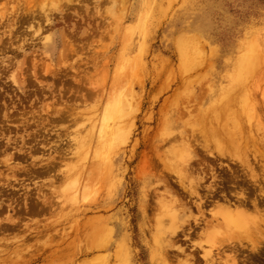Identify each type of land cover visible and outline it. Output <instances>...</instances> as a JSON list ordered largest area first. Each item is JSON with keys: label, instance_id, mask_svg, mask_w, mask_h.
Segmentation results:
<instances>
[{"label": "rangeland", "instance_id": "374dc122", "mask_svg": "<svg viewBox=\"0 0 264 264\" xmlns=\"http://www.w3.org/2000/svg\"><path fill=\"white\" fill-rule=\"evenodd\" d=\"M0 10V264H264V0Z\"/></svg>", "mask_w": 264, "mask_h": 264}, {"label": "bare ground", "instance_id": "6f19581e", "mask_svg": "<svg viewBox=\"0 0 264 264\" xmlns=\"http://www.w3.org/2000/svg\"><path fill=\"white\" fill-rule=\"evenodd\" d=\"M1 11V10H0ZM3 14V13H2ZM40 29V28H39ZM182 43V45H180ZM181 43H179V45L181 46V50H182V48H183V46H185L184 45V42H181ZM187 46H189V42H187ZM191 44V43H190ZM179 46V47H180ZM186 46V47H187ZM190 46H193L192 44L190 45ZM190 46H189V48H190ZM189 48H188V50H187V48H186V53H188V54H190L192 51H194V49L193 50H191L192 48H190V50H189ZM189 51V52H188ZM182 51H180V53H181ZM182 54V56H183V53H181ZM196 58V57H195ZM114 101V100H113ZM118 101L119 100H117V103H118ZM121 101V100H120ZM247 102V101H246ZM116 103V104H117ZM120 103V102H119ZM121 104H123L124 105V101H123V103H120V107H122V109H126V108H128L127 106L126 107H123ZM247 104V103H246ZM125 105H126V101H125ZM110 107V106H109ZM118 107V106H117ZM244 107H246L245 105H244ZM247 109V108H246ZM251 110V109H250ZM108 111V110H107ZM115 110H113V112H114ZM125 112V111H124ZM245 112H248V111H245ZM108 113V112H107ZM106 113V114H107ZM115 113H116V111H115ZM119 118H120V116H119ZM124 118V117H123ZM109 119V118H108ZM123 120V119H122ZM121 122V121H120ZM240 124V123H239ZM241 125V124H240ZM103 130V129H102ZM225 130H227V129H225ZM103 132V131H102ZM231 133H232V137L234 138V135L236 136V137H238L237 135L238 134H240V128L239 127H236V129L235 130H233V131H231ZM102 134V133H101ZM233 138H231L230 140H232ZM234 140V139H233ZM235 142H237V143H240V142H238V140L236 141H234L233 143H235ZM235 145V144H234ZM236 146V145H235ZM99 147V146H98ZM237 148H239V147H237ZM229 149V148H228ZM231 150V149H230ZM236 151H238V149L236 150ZM246 152V151H245ZM244 153V152H243ZM223 156H224V154H223ZM226 156V155H225ZM232 156V155H231ZM236 156H238V159L239 160H241V162L242 163H247L248 161H249V156L245 153V154H242V153H237L236 154ZM229 157V156H228ZM232 158H233V156H232ZM202 178H204V177H202ZM200 181H201V179H200ZM182 186H183V188L184 189H186V186H184V183H183V181H181V183H180ZM188 190V189H187ZM212 191V190H211ZM189 192V191H188ZM191 194L192 195H197V196H200L199 195V193L198 192H196L195 190H191ZM224 202V201H223ZM233 204V203H232ZM242 204V203H241ZM229 205H231V204H229ZM236 205V203H234V206ZM243 206V205H242ZM237 208V207H236ZM239 208H240V206H239ZM235 211V210H234ZM230 212V211H229ZM234 213H236V214H233V215H230V220L229 221H232L234 224L235 223H237V224H240L241 223V225L244 223V222H246V219H248L249 217H246L245 215L243 216V214H245L243 211H240V210H237V211H235ZM243 217H246L245 219H243ZM261 217V216H260ZM261 220V219H260ZM249 221H251V219H249ZM232 222H230V223H232ZM232 223V224H233ZM246 224V223H245ZM247 225V224H246ZM249 225H251L250 223H249ZM249 225H247V226H249ZM202 228V227H201ZM222 229H223V226L221 227ZM237 230V229H236ZM236 230H234V231H236ZM204 231V230H203ZM234 231H232V232H234ZM242 232V231H241ZM238 236V235H237ZM241 236V235H240ZM239 236V237H240ZM239 237H236V238H239ZM242 237V236H241ZM259 241V240H258ZM231 249H232V247H231ZM236 250V249H235ZM236 253V252H235ZM237 255V254H236ZM233 257H234V255H233ZM232 257V258H233ZM210 259V258H209ZM234 259H235V257H234ZM197 260V259H196ZM230 263V262H229ZM233 263H235V262H233ZM238 263V262H237Z\"/></svg>", "mask_w": 264, "mask_h": 264}]
</instances>
